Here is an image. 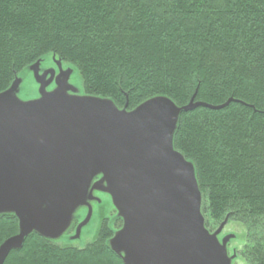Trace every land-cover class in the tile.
<instances>
[{"label":"trees","instance_id":"1","mask_svg":"<svg viewBox=\"0 0 264 264\" xmlns=\"http://www.w3.org/2000/svg\"><path fill=\"white\" fill-rule=\"evenodd\" d=\"M49 53L120 108L170 97L206 223H244L241 255L264 264V0H0V92ZM105 220L84 247L31 231L1 264H128L108 243L123 221ZM19 232L0 213V249Z\"/></svg>","mask_w":264,"mask_h":264},{"label":"rangeland","instance_id":"2","mask_svg":"<svg viewBox=\"0 0 264 264\" xmlns=\"http://www.w3.org/2000/svg\"><path fill=\"white\" fill-rule=\"evenodd\" d=\"M0 104L5 112L4 120L0 115L5 136L0 158L31 179H50L46 171L59 165L56 161L82 150L96 135L93 144L104 152L111 175L147 180L165 193L145 183L109 182L90 154L80 155L64 172L70 179L45 187L0 171V213L21 217L19 234L33 230L56 243L84 247L96 238L105 217H119L123 224L109 245L128 264H151L159 242L190 208L188 220L162 246L154 264H247L241 255L246 225L206 223L194 164L175 152L180 107L167 95L120 108L109 97L86 93L78 68L49 53L0 92Z\"/></svg>","mask_w":264,"mask_h":264},{"label":"water","instance_id":"3","mask_svg":"<svg viewBox=\"0 0 264 264\" xmlns=\"http://www.w3.org/2000/svg\"><path fill=\"white\" fill-rule=\"evenodd\" d=\"M185 109H188V107H186ZM180 112H181V108H179ZM0 115H1V119L4 120L5 119V112L3 109V106L0 104ZM180 116V115H179ZM20 133V132H19ZM24 134V132H22ZM31 139H35V138H31ZM86 140V139H85ZM96 140V135L95 136H91L90 138H88L86 140V143L82 146H80V148L78 149H82V150H77L74 152H71L69 154H67V156L65 157L64 160L61 161H56L59 163V165H54L53 168H51V170H44L42 169L41 172H50L49 177L52 175V177L48 180L45 181H35L33 179H31L29 177V175L23 173L22 170L19 169H15L11 164L5 162L4 160H2L0 158V171L10 177L25 181L27 183L30 184H35L38 186H42L45 187L51 183H54L56 181H64V180H68L71 177L68 176V173H64L70 165H72L75 160L80 156V155H84V154H90L91 160L94 164H98L99 168L104 172V174L106 175V179L109 182L112 183H118V184H132V183H145L148 184L150 187H152L159 195H163L165 196V193L158 188V186L150 181L147 180H141V179H130V180H121V179H117L115 178L113 175H111V173L107 170L106 168V163L104 160V152H101V150L99 148H97L93 142ZM5 141V136L3 134H0V145L4 144ZM30 143V142H29ZM49 147V146H48ZM84 148V149H83ZM177 156H179V158L181 160H184L183 157L180 155L179 152L175 151ZM76 153V154H75ZM56 155V153H53ZM26 156H23V158ZM38 163L40 161H37ZM101 171V172H102ZM73 177V176H72ZM194 183H195V187H196V191H197V195H198V200L200 201V193H199V189H198V185H197V180L195 178L194 175ZM167 198V197H166ZM170 202H172L175 205H179V206H184V204L181 203H177L169 198H167ZM187 208V207H186ZM191 214V209L187 208V212L186 215L183 217V219L181 221H179L176 225H174L162 238V240L159 242V245L157 246L155 253L152 257V261L151 264H154L155 259L160 251V249L162 248V246L166 243V241L169 239V237L178 229L180 228L183 224L186 223V221L188 220L189 216ZM19 219H20V223H21V217L16 214ZM31 231L33 230H28L26 233L22 234H18L16 236H14L13 238H11L9 241H7L0 249V264L2 263L3 257L6 255L7 251L12 247V246H18L22 243L23 238L29 234ZM40 233V232H39ZM14 240H19L20 244L14 245V244H10L12 241Z\"/></svg>","mask_w":264,"mask_h":264}]
</instances>
